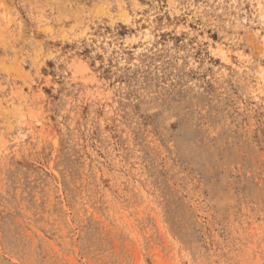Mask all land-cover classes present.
I'll use <instances>...</instances> for the list:
<instances>
[{"label": "rangeland", "instance_id": "374dc122", "mask_svg": "<svg viewBox=\"0 0 264 264\" xmlns=\"http://www.w3.org/2000/svg\"><path fill=\"white\" fill-rule=\"evenodd\" d=\"M0 264H264V0H0Z\"/></svg>", "mask_w": 264, "mask_h": 264}]
</instances>
